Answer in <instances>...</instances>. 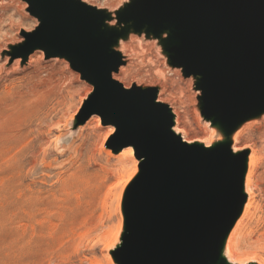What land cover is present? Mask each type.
Masks as SVG:
<instances>
[{
	"label": "water",
	"instance_id": "obj_1",
	"mask_svg": "<svg viewBox=\"0 0 264 264\" xmlns=\"http://www.w3.org/2000/svg\"><path fill=\"white\" fill-rule=\"evenodd\" d=\"M21 1L42 21L23 53L35 48L65 59L94 87L80 120L98 115L105 125L117 127L114 142L130 143L145 159L146 173L131 203L134 219L115 258L120 264H200L234 215L235 163L223 155L194 158L169 131L166 109L154 104L149 93L118 89L110 81L114 66L102 47L89 41L83 48L88 34L82 25L72 24L67 0ZM153 1L152 12L159 18L194 20L188 29L194 36L182 39L176 55L189 69L206 64V74L198 80L204 88L200 112L209 87L214 90L210 112L221 108L224 113L243 108L264 90V0ZM136 2L146 9L144 0ZM80 7L84 21L99 14Z\"/></svg>",
	"mask_w": 264,
	"mask_h": 264
},
{
	"label": "rangeland",
	"instance_id": "obj_2",
	"mask_svg": "<svg viewBox=\"0 0 264 264\" xmlns=\"http://www.w3.org/2000/svg\"><path fill=\"white\" fill-rule=\"evenodd\" d=\"M126 1L85 0L80 3L87 14L100 11L110 16L109 12H113L116 19L114 8L131 0ZM41 28L26 2L0 0V64L3 63L0 65V77L6 75L0 82V142L3 144L0 147V264H119L113 259L116 254L109 251L104 242L109 233L115 231L119 221V231L122 226L121 202L117 205L115 200L119 189H113L109 194L107 188L115 183V179L113 181L109 177L105 180L98 170L100 164V167L107 166V160L109 166L117 160L113 155L109 159L104 154L105 149H99L95 144L98 141L95 134H89L88 138L82 130L84 128L77 129L73 125L67 128L74 115L80 117L86 102L83 100L93 94L94 87L63 58L54 62L53 67L46 65L45 68L46 61L56 58L46 56L42 50L41 65L35 68L37 74L27 72L28 60L19 59L20 54L14 50L19 47L21 38L26 43ZM117 44L118 41L112 51L120 56L115 50ZM149 53L142 55L141 49L137 50L124 76L121 72L113 80L127 89L160 86L163 89L160 99L172 108L176 125L184 137L206 139L209 128L200 117V106L204 100L203 84L198 82L200 78L192 76L195 79L190 83L185 80L181 67L173 66L169 60L164 64L163 60L154 58L153 51ZM4 56L12 60L11 64L6 63ZM17 60L21 62L12 69V62ZM51 69L55 73L49 78L47 70ZM172 69H180V74L172 76ZM177 116L180 117L178 124ZM112 126L101 121L96 127L103 135L109 133ZM15 135H20L19 141ZM244 135H248L255 147L264 149V126L256 125L244 130L241 136ZM113 136L109 134L105 143H110ZM58 141L60 147L57 146ZM236 146L242 148L244 144L240 140ZM33 153L38 156L46 154V162H51L53 168H42L39 159L32 163ZM137 169L136 160L133 177ZM259 174L260 183L264 185V165ZM20 194L24 195L21 201L18 199ZM41 208L45 209L44 212ZM37 209L44 214L39 215ZM262 210L264 213V204ZM261 234L243 243L242 251H250L257 244L263 247L258 254L264 259V236Z\"/></svg>",
	"mask_w": 264,
	"mask_h": 264
},
{
	"label": "bare ground",
	"instance_id": "obj_3",
	"mask_svg": "<svg viewBox=\"0 0 264 264\" xmlns=\"http://www.w3.org/2000/svg\"><path fill=\"white\" fill-rule=\"evenodd\" d=\"M80 1L82 2L85 0H67V2L71 5V10L68 11V16L71 18L73 25H82L87 31L88 35L83 43V48H85L86 44L89 41H93L100 45L102 47V53L106 57L110 58L111 64L114 66V68L109 73L110 81L116 83L118 89L122 91L137 89L141 92L149 93L153 99L154 104L160 105L166 109V114L170 118L169 131L180 140V142L186 147V151L192 153V156L194 158L209 159L216 157L217 155H223L226 160H232L235 163V175L233 182V198L235 200L234 215L231 218L229 224L224 228V230L220 232L218 238L206 250L200 264H264V259L258 254V252H261L263 250L262 246H258L257 244H255V246H252L250 248V251H242L243 243L251 240L254 236L260 233H262L260 236H264V213L262 210L264 204V185L260 183L261 175L259 174L261 166L264 165V157L262 156V151L264 149H258L257 147H255L254 144H252V141L249 139L248 135L241 136L244 130H248L256 125H259V127L264 126V90H259L257 96L255 98H252L243 108L234 109L228 113H224L221 108H217L214 112H210L209 108L212 105V95L214 93V90L209 87L207 89L209 97L202 104L200 112L202 115H200V117L203 120L204 125L209 128L208 137L204 140H192L190 138L184 137L182 131L179 130L176 125V116L174 115L172 108L166 105L165 100L163 101L160 99V95L163 90L160 86H155L154 88L148 89H140L137 87L127 89V87L123 88L113 79H116V77H118L121 72L122 76H124L128 69L127 66L129 65L130 60H132L134 54L139 49H141L142 55H144L145 52L147 54H150L149 51H153L155 53V59L159 58L163 60L164 64H167L169 60L171 61V64L173 66L181 67L186 76L185 80H189L190 83L195 79L192 76L201 79V77L205 75L207 71V67L204 62H199L193 69H189L182 61V59L178 58L176 55L177 49L180 47L182 39H191L194 36V34H188V29L191 28L194 20H190L187 23H181L176 19L159 18L157 14L152 12V8L156 5L153 0H144V4H146L145 10H140V8L142 7L136 2V0H131L128 4H119L116 8H114L115 11H117L115 13L116 19L113 16V12H109L111 15L108 16L99 11L98 16L96 15V19L84 21V15L81 11ZM126 2H128V0ZM37 20L39 23H42V21H40L39 19ZM45 31H47V29H43L42 32ZM120 37H124L125 39L123 38L124 40H120ZM117 41L118 44L115 50L120 53V56L118 53L112 51ZM24 45L25 43L23 42V38H21V40H19L18 42L19 47L14 50L18 51V53L20 54L19 59L28 60L27 72L34 71L32 72V74H35V68H38L41 65L39 59H41L42 52L35 48H29L26 51L25 55L22 50ZM137 54L139 55V53ZM147 54L146 57H149ZM151 57H153L152 54ZM53 58L56 59L48 60L45 62L48 64H43L45 68L46 65H52L53 67L55 64L54 62H60V57ZM3 59H6L8 61L6 62L7 64H11L10 62L12 60L8 56H4ZM149 59L152 60L151 58ZM20 62V60L12 62V69H16ZM123 64L124 66H121ZM0 65L2 66L3 63ZM47 71H49V78H52L55 70L51 69ZM7 72L8 71H6V74ZM174 74H180V69H172L171 75L176 76ZM5 76L0 77V82H3L5 80ZM86 81L90 83V81ZM208 84L209 83H207V85ZM88 99L85 98L83 101L85 102ZM179 116H177V124L180 123ZM184 118L185 117H183V119ZM101 121L102 119L95 114L90 116L85 124L80 120L79 117L77 118L76 114L71 118L67 128H69L71 125H73L74 128L77 129L84 128L82 130H85L87 137L91 133L95 134V137H97L98 140L97 142H95V144H97V146L99 145V149H101V151H104L105 149L104 154H106L108 158L112 157L113 155L117 160V162L114 163V165L112 164V166H109V160H107L108 158L105 159L107 160V163H105L107 164V166L104 165V167H100L101 164L99 165L97 163V165H99L98 170H101V173H103L105 180H107V178L109 177L113 178V181L115 179V183L113 182V185H107L110 186V188L106 187L108 193L110 194L113 189H119L118 193L115 196V200L117 202V205H119V202H121L122 226L119 231V221L115 231L112 233L110 232V235H108L106 240H104L105 247L109 249V251L117 253L120 249H122V247L125 246V240L127 234L129 233V226L131 224V221L134 219V213H132L131 203L135 187L146 173L145 168L142 167L145 159L139 158L137 156L135 149L131 146L130 143L127 142L124 145H121L118 142H114L117 132L116 126L113 125L114 127H112L114 130L111 128L112 130H110L109 133L103 134V136L96 127L101 123ZM67 133L70 134V131H68ZM111 133L112 136L114 134L111 142L105 143L106 138L109 136V134L111 135ZM1 136L2 135L0 133V138ZM15 137L18 141L20 140V135H15ZM240 140L242 144H244L242 148H238L236 146V143H238ZM59 141L57 144L58 147H60ZM1 146H3V144L0 142V147ZM73 149H71V151ZM91 150L93 151V149ZM68 151H70V149ZM39 152H41V150H39ZM98 153H100V151ZM32 156V163H36V161L39 159L40 164L43 166L42 168L49 169L51 167L52 163L46 162V154L38 156V154L33 153ZM136 160L138 163V169L136 175L133 177L136 169ZM129 163H131L130 168H128ZM96 176H98V174ZM131 179L132 181H130ZM127 183L129 184L127 185V187H125ZM122 191L124 192L122 195L123 198L121 197ZM23 196V194H20L18 196V199L21 201L22 198L24 199ZM115 207L117 209V206ZM38 210L39 209H37V211ZM42 210L44 212L45 209ZM40 213L44 214L41 211ZM121 237L123 238V241L121 240ZM108 259L109 258H107V260ZM113 259L116 263L119 262L120 264L119 258L113 257Z\"/></svg>",
	"mask_w": 264,
	"mask_h": 264
}]
</instances>
